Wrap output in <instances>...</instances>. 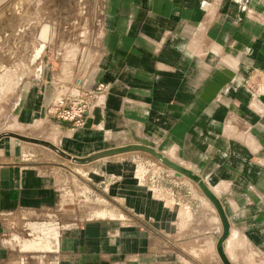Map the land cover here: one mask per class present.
<instances>
[{"label":"rangeland","instance_id":"1","mask_svg":"<svg viewBox=\"0 0 264 264\" xmlns=\"http://www.w3.org/2000/svg\"><path fill=\"white\" fill-rule=\"evenodd\" d=\"M103 3L0 0V180L21 190L25 179L30 191L24 212L12 215L17 227L7 239L21 242L12 263L224 264L223 221L194 179L141 150L74 160L150 145L201 178L136 131L85 134L95 99L83 123L64 120L57 102L71 98L76 77L98 58ZM9 134L49 142L72 159ZM230 229L222 245L229 262L264 264V252L244 239L230 248Z\"/></svg>","mask_w":264,"mask_h":264},{"label":"crops","instance_id":"2","mask_svg":"<svg viewBox=\"0 0 264 264\" xmlns=\"http://www.w3.org/2000/svg\"><path fill=\"white\" fill-rule=\"evenodd\" d=\"M100 22L98 58L73 83L94 94L85 134L115 126L173 154L221 201L230 248L264 252V0H104ZM8 182L0 264L30 193Z\"/></svg>","mask_w":264,"mask_h":264},{"label":"water","instance_id":"3","mask_svg":"<svg viewBox=\"0 0 264 264\" xmlns=\"http://www.w3.org/2000/svg\"><path fill=\"white\" fill-rule=\"evenodd\" d=\"M262 101L264 102V97L262 98ZM11 136H15L21 140L24 141H28V142H33V143H37V144H41L47 147L52 148L53 150L59 152L62 156L72 159L70 156L66 155L65 153L59 151L54 145H52L49 142L46 141H41V140H36V139H31V138H27V137H23V136H19V135H13V134H9ZM147 143V142H145ZM146 151L149 152L153 155H155L157 158L161 159L162 162L168 166L169 168L185 174L187 177H190L192 179H194L196 182H198V184L200 185V187L204 190L205 194L209 197V199L215 204L220 217L223 221L224 224V235L221 238L219 244H218V251L219 254L224 262V264H231L229 262V260L227 259L225 253L223 252V241L226 239V237L228 236L229 233V222L227 220V217L224 214L223 208H222V204L220 202V200L211 192V190L206 186V184L203 182V180L199 177H195V175L189 171V170H185L183 169L181 166H179L178 164L170 161L169 159H167L165 156H163L161 153L157 152L152 146L150 145H146V146H133V147H124V148H118V149H111V150H107L98 154H95L94 156L87 158V159H74L76 162H89V161H93V160H97L103 157H108V156H112V155H116V154H120V153H125L128 151Z\"/></svg>","mask_w":264,"mask_h":264},{"label":"built area","instance_id":"4","mask_svg":"<svg viewBox=\"0 0 264 264\" xmlns=\"http://www.w3.org/2000/svg\"><path fill=\"white\" fill-rule=\"evenodd\" d=\"M74 86L77 87V85ZM102 88L103 85H100L98 91H102ZM73 91L71 98L64 97L57 103L62 108L63 114H65V121L80 125L84 122L87 112L91 110L94 94L81 91L79 88H74Z\"/></svg>","mask_w":264,"mask_h":264}]
</instances>
